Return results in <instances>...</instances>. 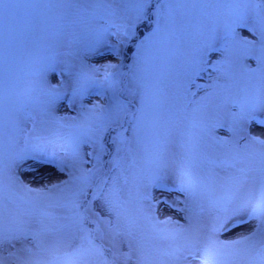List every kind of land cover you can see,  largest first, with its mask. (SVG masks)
<instances>
[{
  "label": "rangeland",
  "instance_id": "rangeland-1",
  "mask_svg": "<svg viewBox=\"0 0 264 264\" xmlns=\"http://www.w3.org/2000/svg\"><path fill=\"white\" fill-rule=\"evenodd\" d=\"M2 8L3 264H212L255 226L219 230L260 187L264 0Z\"/></svg>",
  "mask_w": 264,
  "mask_h": 264
},
{
  "label": "snow or ice",
  "instance_id": "snow-or-ice-1",
  "mask_svg": "<svg viewBox=\"0 0 264 264\" xmlns=\"http://www.w3.org/2000/svg\"><path fill=\"white\" fill-rule=\"evenodd\" d=\"M6 0H0V19L3 17V8ZM256 143L264 144V140L256 139ZM157 169H162L165 164V158L161 154L155 161ZM60 168V171H63ZM261 173L260 187L257 193L250 195L248 198L241 201L232 211L230 215H225L219 222V230L226 229L234 216H240L246 214L248 219L243 221L245 223L255 220V226L247 233H244L233 240L220 242L217 240H210L207 248V257L210 259L212 264H264V242L259 241L258 237H264V157H261V167L259 169ZM244 180L247 179L245 176ZM72 182L71 176L69 180L63 181L60 184L51 185L47 190L40 189V193H51L55 189L62 188ZM242 184V181H241ZM32 191V189H28ZM80 193H77L79 195ZM79 207V205H76ZM243 219V217H241ZM170 218L166 219L162 223H168ZM82 222V221H81ZM38 237L34 235V239ZM19 237H5L2 230H0V244L7 240L11 243L12 240L18 239ZM259 244V248H257ZM31 251V249H28ZM99 252V249H96ZM253 252L255 255H253ZM191 254V253H190ZM0 264L3 261L0 260Z\"/></svg>",
  "mask_w": 264,
  "mask_h": 264
}]
</instances>
